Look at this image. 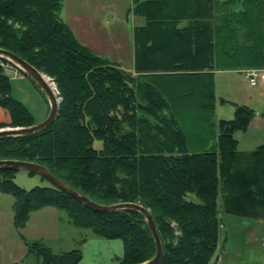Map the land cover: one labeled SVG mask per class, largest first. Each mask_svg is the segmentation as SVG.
Listing matches in <instances>:
<instances>
[{
  "label": "trees",
  "instance_id": "obj_1",
  "mask_svg": "<svg viewBox=\"0 0 264 264\" xmlns=\"http://www.w3.org/2000/svg\"><path fill=\"white\" fill-rule=\"evenodd\" d=\"M62 7L63 0H0V49L50 78L60 99L50 127L0 139V161L38 164L100 205L144 207L162 245L158 264H212L225 243L224 218L264 214V145L242 153L234 138L255 111L221 99L233 118L214 122L215 73L264 67V0H133L128 12L144 25L133 30L132 72L81 45ZM7 67L0 60V108L10 116L0 129L33 126L10 94ZM18 172L0 170V193L14 198L15 228L51 207L75 229L121 241L117 264L154 257L139 213H97L51 186L26 191L14 183ZM28 254L42 264L81 260L80 249L54 255L37 242Z\"/></svg>",
  "mask_w": 264,
  "mask_h": 264
},
{
  "label": "rangeland",
  "instance_id": "obj_2",
  "mask_svg": "<svg viewBox=\"0 0 264 264\" xmlns=\"http://www.w3.org/2000/svg\"><path fill=\"white\" fill-rule=\"evenodd\" d=\"M104 1H100L99 12L93 19L95 29L87 33L83 30L77 32V41L97 56L132 72V36L136 27L134 20L137 18L128 10L132 8L133 1ZM73 6L76 7L75 2ZM106 6L113 8L111 13L115 15L110 16ZM6 69L11 81V96L24 104L36 123L43 121L49 112V105L40 90L14 68ZM51 81L48 83L54 91L55 86L51 85ZM215 97V124L220 120L233 118L234 108L229 103L250 107L256 113L246 132L234 134L238 141V151H249L264 145V119L261 118L264 112V83L250 87L244 73L216 72ZM221 99L229 103L221 104ZM100 146L99 142L94 143L95 148ZM14 183L26 191L35 187H50L49 183L39 176H28L25 171H19L15 175ZM13 205L12 196L0 193V264H42L41 259L28 254V246L31 244L37 242L49 248L54 255H59L72 249H80V242L92 235L90 231L70 226L66 215L51 207L30 213L25 227L17 229L14 226ZM254 223V220L237 217L224 218L223 230L228 238L224 244L220 240L216 252L218 256L212 264H264V245L256 240ZM222 232L221 239L225 238Z\"/></svg>",
  "mask_w": 264,
  "mask_h": 264
},
{
  "label": "water",
  "instance_id": "obj_3",
  "mask_svg": "<svg viewBox=\"0 0 264 264\" xmlns=\"http://www.w3.org/2000/svg\"><path fill=\"white\" fill-rule=\"evenodd\" d=\"M0 60L11 65L17 72L30 78L35 84V86L40 90L47 104L49 105V112L43 121H41L40 123H36L33 126L27 128L0 129V139L28 136L42 132L43 130L50 127L58 117L59 103H60V99L57 98L58 93L56 91V88H55L56 93H54L50 88V85L44 80V77H46L50 81L51 79L48 78L43 73L36 70L28 63H26L24 60L20 59L18 56L6 50L0 49ZM52 84L54 85L53 82ZM2 169H16L19 171L33 173L34 175L39 176L41 179L48 182L52 188L62 192L66 196L72 198L73 200L79 202L83 206L97 213H102V214L118 213L125 210H130L139 213L144 219L145 225L151 236L155 248L154 257L143 264H158L160 262L162 257V245L153 218L150 212L144 207L135 203H119V204H113L107 206L97 204L91 201L90 199H88L87 197L83 196L76 190L72 189L71 187H69L59 179H57L46 168L32 162L3 160L0 161V170Z\"/></svg>",
  "mask_w": 264,
  "mask_h": 264
},
{
  "label": "crops",
  "instance_id": "obj_4",
  "mask_svg": "<svg viewBox=\"0 0 264 264\" xmlns=\"http://www.w3.org/2000/svg\"><path fill=\"white\" fill-rule=\"evenodd\" d=\"M100 1L101 0H63V7L60 16L63 15L61 16L64 17V19L61 18L62 21L69 27V29L71 30V32L73 33L76 39H77L76 34H78L77 32H79L80 30H83V32L87 33L88 31L92 32V30L95 29L94 27H96V25L93 19L94 17L97 16V12H99L98 5ZM105 1L116 2V0H105ZM73 2L76 3V7L73 6ZM106 8L110 16L115 15L111 13V10H113V8H111L110 6H106ZM134 22H135V26L144 25V22L139 19L134 20ZM260 70L264 72V67H261ZM245 71L247 70L240 71V73H245ZM9 123H10V116L8 112L0 108V124L7 125ZM252 123L253 121L250 123V126ZM255 149L249 151H239V152L248 153L254 151ZM242 219H247V218H242ZM248 220L255 221L253 229L255 230L256 240L257 242L262 243L264 245V214H260V216L257 219H248ZM223 229H224V224L222 225L221 231H223L222 234L223 233L225 234V238H222V240H224L226 243L228 235L226 232H224ZM79 248L81 251V260L78 264H117L118 260L121 259L123 256V245L121 241L119 240L107 241L96 238L92 235L83 239L79 245Z\"/></svg>",
  "mask_w": 264,
  "mask_h": 264
},
{
  "label": "built area",
  "instance_id": "obj_5",
  "mask_svg": "<svg viewBox=\"0 0 264 264\" xmlns=\"http://www.w3.org/2000/svg\"><path fill=\"white\" fill-rule=\"evenodd\" d=\"M245 77L250 87H256L260 83H264V72L258 69L245 71Z\"/></svg>",
  "mask_w": 264,
  "mask_h": 264
},
{
  "label": "bare ground",
  "instance_id": "obj_6",
  "mask_svg": "<svg viewBox=\"0 0 264 264\" xmlns=\"http://www.w3.org/2000/svg\"><path fill=\"white\" fill-rule=\"evenodd\" d=\"M46 79H47V78L44 77V80H45L47 83H48V81L50 82V80L47 79V80H48V81H47ZM48 84H49V83H48ZM51 85H53V84L51 83ZM53 87H54V85H53ZM50 88H51V86H50ZM51 89H52V88H51ZM52 91H53V90H52ZM53 92L56 93V91H55V87H54V91H53Z\"/></svg>",
  "mask_w": 264,
  "mask_h": 264
}]
</instances>
